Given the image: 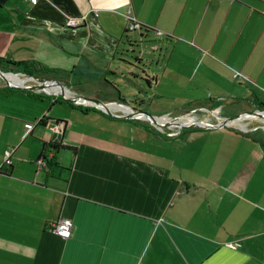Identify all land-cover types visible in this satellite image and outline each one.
<instances>
[{
    "label": "crops",
    "instance_id": "0c3cea01",
    "mask_svg": "<svg viewBox=\"0 0 264 264\" xmlns=\"http://www.w3.org/2000/svg\"><path fill=\"white\" fill-rule=\"evenodd\" d=\"M0 56L50 74L0 81V264H264V138L222 124L264 107V0H0Z\"/></svg>",
    "mask_w": 264,
    "mask_h": 264
},
{
    "label": "built area",
    "instance_id": "2783aa9c",
    "mask_svg": "<svg viewBox=\"0 0 264 264\" xmlns=\"http://www.w3.org/2000/svg\"><path fill=\"white\" fill-rule=\"evenodd\" d=\"M28 1L32 4H37L39 2V0H25ZM84 22V17L83 16H67L64 20V25L67 27H76L81 25ZM144 27V25L137 20V18L135 17V15L132 13L131 10L128 11V22L126 25V30L129 32L132 31H136L138 29H142ZM155 32L157 34L161 33V31H159L158 29H154ZM77 97L81 98L82 101L88 102V103H93L92 100H89L85 97L79 96L77 95ZM160 118V117H158ZM218 124H221V122H219ZM32 128L31 126H28L27 130H30ZM60 126L58 125L57 129H59ZM15 147L13 146H9L6 150H5V160L7 163L10 162L11 160V155L12 152L14 151ZM52 153H48L47 157H38L37 159V163L42 166V165H46L48 163V161L52 158ZM73 220L70 217H60L58 218L56 221L52 222L51 224V229L58 234L59 236L63 237V238H68L71 236L72 234V229H73ZM231 246H240L241 243L239 241H234L229 243Z\"/></svg>",
    "mask_w": 264,
    "mask_h": 264
},
{
    "label": "trees",
    "instance_id": "16d2710c",
    "mask_svg": "<svg viewBox=\"0 0 264 264\" xmlns=\"http://www.w3.org/2000/svg\"><path fill=\"white\" fill-rule=\"evenodd\" d=\"M142 29H149L147 27H144ZM127 31V30H126ZM155 31V30H154ZM129 32V31H127ZM133 32V31H132ZM17 65H23V70H25L29 74H33L34 72L37 71H46L47 68L44 66L40 65L37 62H17V61H12L10 59H6L4 57L0 56V69L2 70H14L17 68ZM8 90H12V88L6 89V90H1L0 92H7ZM57 101V99H55ZM63 147H68L62 142L58 141H50L49 143H45V147L43 151L41 152L39 157H47L48 153H50L52 150H54V153L52 155V158L50 159L51 163H54L56 161V156L59 150Z\"/></svg>",
    "mask_w": 264,
    "mask_h": 264
},
{
    "label": "rangeland",
    "instance_id": "374dc122",
    "mask_svg": "<svg viewBox=\"0 0 264 264\" xmlns=\"http://www.w3.org/2000/svg\"><path fill=\"white\" fill-rule=\"evenodd\" d=\"M141 47L144 46L145 50L147 49V53L146 55L151 57V52H149V48H146L148 47L149 45L148 44H145V45H142L140 44ZM146 46V47H145ZM23 66L22 67H17L15 68L14 70H3L5 71V75L7 77V73H13L14 75H17L19 77H22V76H28V75H33V76H42V77H49L50 74H46V75H43L44 73H42L41 71H37V72H34L33 74H29L27 73L25 70H23ZM7 72V73H6ZM42 73V74H41ZM145 75V74H144ZM0 81H4L2 75L0 74ZM61 95V94H60ZM62 96V95H61ZM247 114L252 117L251 118V121L252 123L251 124H244L245 126H240L237 124V121L235 120V122H231V124L239 127V128H242V129H253L251 131L255 132V133H259L261 135H263V138H264V107H256L255 109H251V111L247 112ZM189 115H186L184 117H188ZM248 120H245V122L247 123ZM63 155H67L66 153H63Z\"/></svg>",
    "mask_w": 264,
    "mask_h": 264
},
{
    "label": "water",
    "instance_id": "95a60500",
    "mask_svg": "<svg viewBox=\"0 0 264 264\" xmlns=\"http://www.w3.org/2000/svg\"><path fill=\"white\" fill-rule=\"evenodd\" d=\"M6 73H7V72H6ZM0 74L2 75L3 79L7 82V84H8V85H11L10 81L8 80V78H7L6 75H5V71H3L2 69H0ZM63 95H64V94H63ZM85 98H87V99H89V100H92V99L89 98V97H85ZM146 115H150V116H152V117H155V115H153V114H148V113H147ZM240 118H242V117H241V116H236V117L226 118L222 124L226 125V124L231 123L232 121H234V120H236V119H240Z\"/></svg>",
    "mask_w": 264,
    "mask_h": 264
}]
</instances>
